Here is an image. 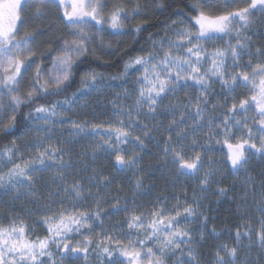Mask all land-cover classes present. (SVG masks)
Here are the masks:
<instances>
[{"label":"trees","instance_id":"obj_1","mask_svg":"<svg viewBox=\"0 0 264 264\" xmlns=\"http://www.w3.org/2000/svg\"><path fill=\"white\" fill-rule=\"evenodd\" d=\"M128 2L136 8V12L132 14L127 11L123 30L115 33L104 32L103 36L105 35L106 40L102 41L101 47L97 45L83 52L73 61L69 78L60 89L47 88V91L41 89L36 81H40L41 73L51 64L56 51L73 32L70 25L59 15V6L55 3L39 8L40 12H37L35 7L23 8L21 20L23 23H20V29L21 32H29L34 38L32 46L34 58L29 63L31 67L22 72L20 83L15 90L23 100L17 111L10 114L16 116L15 124L0 118V154L10 146L20 150L32 137L29 129L32 115L29 113L32 114L38 106L71 99L83 89L93 73L109 78L124 76L132 60L149 55L157 40L166 32H173L174 23L182 20L191 22L199 11L219 15L230 9L226 6L227 0H130ZM250 35V39L241 43L248 45L247 50L243 52L258 58L264 46V25ZM233 41L237 40L233 38ZM38 70L39 77H37ZM29 91L33 92L31 97L27 95ZM109 94L108 89L86 93L73 105L75 118L89 124L114 121L116 116L109 106ZM216 98V100L210 98L202 105V101L200 103L199 100L198 103L194 97H187L183 99L184 104L181 107L173 111L168 110L165 114L164 97L154 113H141L136 125L131 127L130 132L134 141L127 146V151L120 149L111 151L100 146L97 141L99 138L94 137L81 138L80 141L75 139V144L68 142L74 148L73 152L77 153L76 159L78 158L79 161L65 170L68 172L65 178L83 186L86 181L89 183L86 186L89 194L87 205H95L90 204L91 200L104 201L106 223L104 222L101 228L103 234H114L123 241L124 246L132 247L133 239L129 237V228L125 225L124 216L144 204L147 205L146 208H153V201H165V194L169 196L185 192L188 195L186 198L189 199V196L195 193L194 189L201 191L205 187L200 175L205 163L214 171L208 186L213 189L214 185H219L222 189H229L230 192L227 191L223 198L218 195L212 198L214 203L206 213L208 227L212 228V232L207 229L206 237L199 248L203 254L210 249L213 250L215 244L219 246L229 242L228 238L233 236L231 231L239 228L242 221L238 214L241 211L237 209L235 203L230 202V199L246 198L249 202L252 200L257 202L261 198V188L259 190L256 185L253 193L257 195L254 198L247 197L245 181L238 179L239 184L232 190L231 178L227 172L225 141L221 139L206 146L200 142L204 139L203 134L206 131L221 130L220 128L224 126L222 121L228 116L226 113L229 105L228 96L224 94ZM197 108L201 109L199 114ZM196 121H202L203 125L193 129L192 126ZM189 130L191 137H186V132ZM117 155L123 156L127 163H118ZM197 155L200 157L198 170L181 169L180 165L183 161L191 162ZM255 176L261 181L264 191V172L256 168ZM63 182L54 179L50 172H42L41 178L37 180L36 177L34 178L33 190L29 194L15 196L11 192L0 194V214L5 216L7 223L10 222L11 217L18 216L21 222L27 223L30 234L37 233L40 238L46 236L47 227L39 217L62 208L60 205L65 202L60 200L63 197L60 186L72 185ZM115 206H118V209ZM30 216L35 217V220L32 221ZM217 233L220 235H216ZM98 236V230H94L87 238H79L73 245H84L86 240H90L88 253L69 256L65 259V264H93L88 261V256L95 247ZM258 250V247L253 248L252 253L242 260V264H264V252L257 255ZM161 260L163 264H169Z\"/></svg>","mask_w":264,"mask_h":264},{"label":"rangeland","instance_id":"obj_2","mask_svg":"<svg viewBox=\"0 0 264 264\" xmlns=\"http://www.w3.org/2000/svg\"><path fill=\"white\" fill-rule=\"evenodd\" d=\"M128 1L130 0H97V4L103 5L102 8H98L100 15L97 19L101 20V22L97 23L96 20L86 18L85 21L78 22V27L70 26L73 33L69 35L66 41L69 43L73 40L82 41L85 48L84 52H87L89 48H95L97 45L101 47L102 41L105 42L106 40L103 33H107L108 31L112 33L122 31L123 24L127 19V11L132 14L136 12V8H133V5ZM6 2L7 0H0V3ZM73 2L74 0H65L64 5L59 4L58 0L55 2V4L59 6V15L62 16L65 22L69 25L70 22L64 16V11L67 10L68 12H71L72 8L69 5ZM236 3H238V6H236ZM250 3L251 0H227L226 6H229V11H237L241 8L248 7ZM48 4L52 5L54 3L50 2V0H43V3H41V0H28L27 7H35L36 9L45 8ZM23 8L24 6L22 4L20 11L21 20L23 19ZM118 9L121 10L119 20L120 27L113 28L110 16ZM194 18L191 22L182 20L174 23L172 25L173 32H166L155 42L151 54L155 55L156 59L151 60L149 65L135 64L134 59L128 64L124 76L109 78L93 73L89 77V80L85 83L83 89L76 93L71 99L58 101L51 105H42L49 109V112L47 113H37L35 108L29 121V129L32 133V137L24 143L20 150L15 146H10L0 154V194L8 192H11L14 196L29 194V192L33 190L34 178L36 177V180L41 178L42 172H50L54 179L63 180L65 182H63L64 184L72 183L68 178H65V176L68 175V172L65 170L71 167L73 163L76 164L79 159H76V157H78L77 153L73 152L74 148H72L68 143L69 141L74 143L75 139L80 141L81 138L84 139L86 137H94L95 139L99 138L97 141L100 146L111 151H119V149L121 151H127V146L134 141L130 132L131 127L136 125L141 113H154L158 109V106L162 103L164 97L166 114L168 110L173 111L178 107H181L184 104V98L194 97V100H197L198 103L200 100V103L202 101V105H204L205 101L207 102L210 98L216 100V97L220 95L225 94L228 96L237 87L246 85L245 82L238 79L235 84L229 87L223 83V80H228L232 75H236L240 72L248 73L250 69L259 64V58H253L251 54L242 52L234 63L233 58L230 55L225 56L223 58V66L221 68V71L224 73L222 80L220 76L212 75L213 65L211 54L216 49L226 50L230 45L236 46L238 40L243 43L250 39V34L264 25V11H260L259 6L257 9L253 10V14L250 16L251 23L247 27L242 26V22H235V26L230 35L219 34L215 39L201 40L200 43L202 47L206 49V53L201 54L199 75H204L208 80L209 88L207 91L201 92L200 86L191 79H189L187 83L181 81L179 86H176L174 90L166 91L156 99V103L151 105V109H154V111L149 107L151 102L147 100V95L144 98L140 97L141 87H147V85L143 82V78L146 74L144 71L145 67L150 68L151 64L157 63V61L163 57L164 53L169 50L174 56L188 57L189 54L187 53L185 47V45H187V40L182 39L179 36V33L184 30H191L195 32L196 28L194 27ZM20 23L21 22L18 21L16 25L18 30L17 39L24 37L25 33H29L21 32ZM233 38L237 41H233ZM33 40L34 38H32L31 35V39L29 40V44L27 46L31 49L32 53ZM66 41H64L62 46L56 51L51 64L41 73L39 85L44 84V82L47 81L49 85L48 88H54L51 87V85L54 83L55 78L58 75H63L61 69L55 65L57 63L56 58L65 54ZM171 44L178 45V47H170ZM237 50L240 51L239 47ZM80 55H76L73 52L72 63ZM147 57H149V55L145 56V58ZM33 58L34 54L28 56L25 53H21V59L24 60L25 67L32 62ZM192 59L195 60V57H192ZM23 71L24 69L22 68L21 74ZM2 75L3 73L0 72V76ZM148 75L151 76V73L149 72ZM249 75H251V73ZM93 76L95 79H92ZM161 78H163V76ZM66 81H64V83ZM248 85H250V90H254V86H252V84ZM101 89H108L110 91L108 96L110 99L109 106L112 109V113L116 116L115 120L112 122L109 121V123L101 122L89 124L85 121L76 119L72 111L75 102L80 100V98L86 93L92 92L93 90L100 91ZM12 96L20 97V95L15 91L7 93L4 86L0 84V118H4V121L8 120V117L11 113H13V108L15 107L14 102L11 100ZM20 100L22 103L23 100L21 97ZM137 101H139V103H137ZM74 124L81 126L84 130L78 131L74 128ZM93 125L102 127L94 129ZM202 125V121H196L192 128L195 129L199 126L202 127ZM116 128H123L128 133V136L117 139L115 135H112V130ZM227 131L228 130L224 127L218 132L206 131V133L203 134L204 139L200 142L203 143L204 146L208 143L211 145L216 142L217 135L219 134L223 135L222 140L225 141ZM188 136L191 137L190 130L186 132V137ZM105 141H108V143H105ZM57 143L61 144L59 145ZM46 150L48 151L44 156V163L40 164L36 161V157L39 153L45 152ZM49 153L51 154V158H49ZM16 165H20L21 168H24L27 165L28 175L31 179L12 176L11 173L15 169ZM32 169H35V171H32ZM200 175L203 178L205 187H203L204 189L201 191H198L197 188L194 189L195 193L189 196V199L186 198L188 195L185 192H179L169 196L165 194V201H153V208H146L147 205L144 204L138 209L134 208V212L124 216L126 219L125 225L127 227L133 216H139L140 219L144 221L143 227H128L129 237L133 239L132 248L140 251L142 254L146 248H151L160 260L163 259L169 264H217V253H219L220 257H223V264H242V260L246 259L255 247L259 248L257 255L259 253L262 254L264 252V243H262L259 239V233L264 231V202L260 200L257 202L254 200H252V202H248L246 198L230 199V202L235 203L237 209L241 211L238 214L242 221L239 228L231 231L233 236L228 238L229 242L226 244H219V246L214 243L215 245H213V250L210 249V251L206 253H201L199 245L200 247L202 246L201 243L206 237L207 229L209 232H212V228L210 226L208 227V217L206 214L212 206V203H214L212 198L215 195L223 198L226 196L227 191L230 192V190L222 189L219 185H214L213 189L209 185V188L208 183H210V178L214 175V171L209 169L205 163L200 170ZM198 181H200V178ZM85 183L86 184L84 186L75 183H72L71 186H60L62 187L61 195H63L60 200L65 203L60 205V207H62L61 209H56L52 211L51 214L50 212H47L39 217L41 218V222L43 223L46 217H55L60 213H87L90 217H92V219H90L87 222V225L81 228L79 232H72L69 234L71 238L70 243L73 245L79 240V238H87V236L92 234V231L98 230L99 236L95 242V247L92 248V251L88 256V261L93 264H109V260L119 258L121 264H129V258L120 255L119 252L120 248L126 247L123 245V241L119 240L114 234L102 233V225L104 222L106 223V218H104L105 210H103L104 201L97 199L91 200L90 204L95 205H87V198L89 194L86 186L89 183H87V181ZM97 186H99V184H97ZM77 190L79 191V195H77ZM246 195L254 198L257 194L248 192ZM115 207L118 209V206ZM185 208L192 209L193 214L189 215L186 213L184 211ZM157 212L161 213L162 218L175 217L173 227L176 230L187 234L175 241V244L179 245L178 247L174 244L173 246L165 247L163 252L160 251V247L167 237L165 235H160L159 239H157V237L152 236V231L149 227L153 220L156 219L154 213ZM177 212L180 213L179 216L176 215ZM96 213H99L98 217L96 216ZM17 217H11L9 220L10 222L7 223L5 216L0 214V226L12 227L14 225H24L26 228V238L32 241H36L37 238H40L37 233L30 234L27 228V223L21 222ZM29 218L32 221L35 220V217L33 216H30ZM238 232L240 234L239 238L237 237ZM214 233L215 231L213 234ZM218 233L221 234L222 232ZM218 233L216 235H220ZM48 235L49 233L47 232L46 236ZM46 236L40 239H43ZM127 236L128 235H126V237ZM148 237H151V239ZM197 240L199 242H197ZM254 240L256 241L253 242ZM142 241L144 242L143 244H141ZM103 247H108L112 250L111 257L106 256V254L102 252ZM232 248L237 249L235 258L229 255L228 252V250ZM48 251L51 253V256L43 257V264H65V259L61 258V252L55 245L50 244ZM142 264H147V260H143Z\"/></svg>","mask_w":264,"mask_h":264},{"label":"snow or ice","instance_id":"obj_3","mask_svg":"<svg viewBox=\"0 0 264 264\" xmlns=\"http://www.w3.org/2000/svg\"><path fill=\"white\" fill-rule=\"evenodd\" d=\"M50 2H57V0H50ZM59 4L64 5L65 0H58ZM43 3V0H41ZM27 7L28 0H7L6 3H0V72L3 73L0 76V84L4 86L7 93H12L16 90L19 85L21 77L22 68L27 71L31 67L29 64L25 67L24 60L21 59V53H25L28 56L33 55L31 49L28 48L29 40L31 39L30 33H25V36L17 39V22L23 23L20 19L21 6ZM72 8L71 12L67 10L64 11V16L70 22V26L78 27V22H83L86 18L96 20L100 23L101 20L97 19L100 15L98 8H102L103 5L97 4V0H74L73 3L69 5ZM259 6L260 11H264V0H251L248 7L241 8L237 11H228L219 15H209L204 11H199L198 15L194 18V27L196 31L184 30L179 33L182 39L187 40V45H185L187 53L189 54L187 58L174 56L169 50L164 53L163 57L160 58L157 63L151 64V67H145V76L143 82L147 87H141L140 97L144 98L147 95V100L150 101L151 105L156 103V99L161 96L162 93L166 91L174 90L176 86H179L180 82L183 81L187 83L189 79L194 81L200 86V91L205 92L209 88L208 80L204 75H199L200 64H201V54L206 53L201 45V40H212L215 39L219 34L230 35L235 26V22H242V26L247 27L250 23V16L253 14V10L257 9ZM198 7V6H197ZM40 12V9H36ZM120 11L117 10L113 12L110 16L111 25L113 28L120 27ZM170 47H178V45L171 44ZM240 49L238 51L237 49ZM248 48L247 44H241L238 40L236 46L230 45L226 50L216 49L211 54L212 56V75L220 76L223 80L224 73L221 68L224 63V57L230 55L233 58V62L239 58V55L246 51ZM85 51L84 44L82 41L73 40L70 43L65 42V54L58 56L56 58V67L61 69L63 75H58L55 78L54 83L51 87L55 89H60L61 85L69 78V73L72 64V53L80 55ZM195 57V60L192 59ZM156 56L149 54V57H137L134 61L138 65H149L151 60H155ZM151 73V76L148 73ZM163 76V78H161ZM37 77H39V70L37 71ZM257 78L259 82L257 84ZM92 79H95L93 76ZM241 80L247 84H252L258 87L259 93L251 97V102H254L255 107L259 110L260 121L258 131L264 135V63L257 64L252 69L251 75L247 72H240L236 75H232L230 79L223 80V83L231 87L236 83L237 80ZM39 83V80L36 81ZM41 89L47 91L49 87L48 82L45 81L44 84L39 85ZM32 91L27 93L28 97H31ZM11 100L14 102L15 107L13 108V113H15L21 103L20 97L12 96ZM139 103V101H137ZM250 103L249 100H242L239 104L240 109L247 111L245 105ZM236 105L232 106V111L236 110ZM154 111V109H151ZM37 113H47L49 109L41 106L35 109ZM201 109L197 108V113ZM31 115V113H29ZM10 124H15L16 116L11 115L8 117ZM237 123H239L237 121ZM78 131H83L84 129L79 125H73ZM102 127L93 125V128ZM242 127H247V125H242ZM99 134V133H97ZM227 134V133H226ZM112 135H115L117 139L121 137H127L128 133L123 128H116L112 130ZM251 140V130L249 129V139L236 144H227L228 146V160L234 168H243L244 165L248 163V158L246 157V146L247 148H256L255 144H250ZM108 143V141H105ZM142 143V142H141ZM227 143V141H225ZM111 146V145H109ZM48 150L41 152L36 157V161L40 164L44 163V156ZM58 151V150H57ZM258 152L264 153V139L261 141V147L257 149ZM179 155V154H177ZM49 158L51 154L49 153ZM118 163H127L123 156H116ZM183 159L182 157L180 158ZM200 163V157L197 155L191 162L183 161L181 163V169L198 170V164ZM35 171V169H32ZM15 177H25L31 179L28 175V166L21 168L20 165H16L15 169L11 173ZM75 187V186H74ZM77 195L79 191L77 190ZM184 211L189 215L193 214L192 209L185 208ZM99 213H96L98 217ZM156 219L149 225L152 236L159 239L160 235H165L167 238L163 241L160 251L163 252L165 247L173 246L175 241L180 237L187 235L176 230L173 227L175 217H161V213H154ZM177 216L180 215L179 212L176 213ZM92 219L87 213H60L55 217H46L43 221L47 225V232L49 233L43 239L37 238L36 241H32L26 238V228L24 225L3 227L0 226V264H43L42 258L45 256H51L48 251L49 245L53 244L61 252V258L66 259L69 256L78 255L81 253H88V245L91 244L90 240H86L84 245H72L70 243L69 234L72 232H79V230L87 225V222ZM144 226V221L140 219L139 216H133L131 221L128 223L129 228H140ZM239 232L237 237L239 238ZM151 239V237H148ZM259 239L264 243V231L259 233ZM144 242L142 241L141 244ZM178 247V244H175ZM99 247V245H98ZM102 252L106 256H112V250L108 247H103ZM120 255L129 258V264H142L143 260H147V264H163L156 253L153 252L151 248H146L143 254L140 251L135 250L132 247H124L119 249ZM229 255L233 258L236 257L237 249L232 248L228 250ZM218 262L217 264H223V257L219 256L217 253ZM109 264H121L119 258L109 260Z\"/></svg>","mask_w":264,"mask_h":264},{"label":"flooded vegetation","instance_id":"obj_4","mask_svg":"<svg viewBox=\"0 0 264 264\" xmlns=\"http://www.w3.org/2000/svg\"><path fill=\"white\" fill-rule=\"evenodd\" d=\"M259 64L264 63V46L261 50V54L258 55ZM253 69V68H252ZM252 69L248 72L252 73ZM259 82V78H257V84ZM253 86V85H252ZM257 90V91H255ZM259 89L254 86V90H250V85H242L241 87H237L228 95L229 105L227 107V118L223 122V127L226 128V140L227 144H236L238 142H242L244 140L249 139V129L251 130V140H249L250 144H255L256 148H247L246 146V157L248 158V163L244 165L243 168H239L234 170V167L231 165V162L228 160V149L226 148L227 158V172L229 173L231 180V189H236L238 183V179L245 181V188L247 192L255 191V187L261 188V198L260 201L264 202V191L262 190L261 181H258V178L255 176L256 168L261 169L264 172V153L258 152L257 149L261 147V141L264 139V135H262L257 129L259 127V121L261 119L259 110L255 107L254 102H251V97L253 95L258 96ZM242 100H249L250 103L245 105L247 111L240 109L239 104ZM236 105V110L232 111V106ZM237 121L239 123H237ZM227 124V125H225ZM247 125V127H242V125ZM221 129V128H220ZM223 135H217L216 142L222 139ZM225 138V137H224ZM261 184V185H260ZM234 188V189H233ZM249 197V196H247ZM249 202V201H248ZM252 202V201H251Z\"/></svg>","mask_w":264,"mask_h":264},{"label":"water","instance_id":"obj_5","mask_svg":"<svg viewBox=\"0 0 264 264\" xmlns=\"http://www.w3.org/2000/svg\"><path fill=\"white\" fill-rule=\"evenodd\" d=\"M225 147L228 149V146L227 145H225ZM229 151V150H228ZM237 168H234V170H236Z\"/></svg>","mask_w":264,"mask_h":264}]
</instances>
